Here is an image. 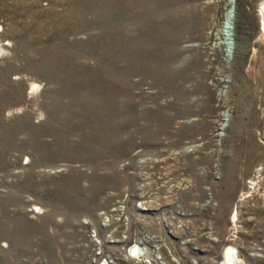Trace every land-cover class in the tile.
<instances>
[{
    "label": "rangeland",
    "instance_id": "1",
    "mask_svg": "<svg viewBox=\"0 0 264 264\" xmlns=\"http://www.w3.org/2000/svg\"><path fill=\"white\" fill-rule=\"evenodd\" d=\"M234 1L228 48V0H0V264H264V0Z\"/></svg>",
    "mask_w": 264,
    "mask_h": 264
},
{
    "label": "bare ground",
    "instance_id": "2",
    "mask_svg": "<svg viewBox=\"0 0 264 264\" xmlns=\"http://www.w3.org/2000/svg\"><path fill=\"white\" fill-rule=\"evenodd\" d=\"M227 7H226V13L224 15V24L223 27L221 28V31L219 33V35H221V40L222 43H224V45L228 48H232V45L234 44L233 41V34H232V29L233 28V24H234V20L236 19V3L234 0H228V2H226ZM261 13H262V19H263V25H264V2L261 5ZM34 89H37V86H34ZM236 220V215H234V221ZM153 239V238H152ZM146 242H150L151 238H147L145 237ZM161 249L163 250V248L161 247ZM233 248L230 247L229 249H227L226 253H225V257L228 261L229 264H238L239 260L237 257H235L234 252L232 251ZM132 255L138 256L135 258H132L133 260L137 259L140 261L141 259V254L139 253V248L136 247L134 245V247L132 248ZM157 263V261H155Z\"/></svg>",
    "mask_w": 264,
    "mask_h": 264
}]
</instances>
